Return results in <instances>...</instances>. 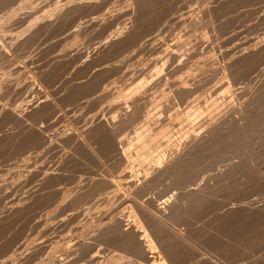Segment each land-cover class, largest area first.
Listing matches in <instances>:
<instances>
[{
  "label": "bare ground",
  "instance_id": "obj_1",
  "mask_svg": "<svg viewBox=\"0 0 264 264\" xmlns=\"http://www.w3.org/2000/svg\"><path fill=\"white\" fill-rule=\"evenodd\" d=\"M109 1L111 0H0V82H6L10 78L16 80L17 83L19 82L23 87L22 97L24 99L21 98L24 102V111L22 109L23 114L20 117L22 120L19 123L21 126L19 125L20 129L18 128L20 150L16 152V141L12 133L8 151H5L6 155L4 154V156H7L8 161L12 162L10 164H12L16 171L14 170L12 176L8 177V179L0 174V222L3 220L9 207L20 204L22 207L20 206L19 209H26L24 213L28 214L30 211L27 212V208L32 206L33 201L40 199L42 207L39 206L41 209L40 211L38 210L39 213L36 212L38 213V218L31 216L38 219L40 224L36 220L33 221L37 222L39 226H37L35 232L29 233V240L27 242L22 240L24 241L22 244L26 243L24 247L36 248L38 253H49L50 249L55 245L57 246V243L61 239L60 243H62L64 240L62 237L67 232L66 229L62 228L64 223L70 220H78L79 222H91V224L93 222L90 232L95 235V240H106L112 243V245L115 244L119 247L121 253H118L121 256H116V258H120L118 262L117 259L115 260V264H219L218 262L222 259L220 258V261H218V258L216 259L217 252H223L224 255L230 256L231 260H233V256L235 257L237 254L240 255L243 252L244 249L241 246L244 247L245 245L241 242L243 238L239 239L240 236L238 234L241 232L240 229L243 228L239 229V226L246 227V225L252 224V227L255 228L257 226L253 225L257 221L260 220V223H262L263 220L261 221V219H264V209L262 206L254 205L255 203L250 202L231 204L227 209H223L221 213L218 212L216 216L214 215V218H212V215L209 226L207 225L208 222L206 225L202 222L204 226L199 225L201 223L199 221L201 218L199 217L207 215L212 205L214 206L213 208L217 209L216 211L221 209L218 207L221 193L233 188L237 183L243 184L247 182L250 175L254 174L251 172L255 170L254 167L256 165L252 166L251 162L254 159L253 156H256L257 153L256 155L253 153V148L259 144L261 139H264V132L256 129L262 134L258 133L257 135L255 133L252 118H248L249 115L247 116V113L245 114V118V115L243 114L244 116L242 117L240 113L241 117L235 116V113L238 114V111H240V108L236 105L230 107L231 111L227 115L225 114V116L219 117L210 123L208 121L209 124H206V127L202 128L201 131L198 129L203 123L200 124L199 120L195 121L192 117L193 121H195L193 122L190 120L191 118L189 119V112L184 113L183 111V113H180L178 108L176 112L174 108V112L172 111L170 115L167 113L169 115L168 121L170 122L168 124L175 126L176 120L182 122L185 126L184 129L187 128V136L184 140H179L178 138V140L176 138H174L176 140H173V138L171 140L170 131L172 129L170 131L167 127L163 129L162 125L164 123L152 125V122H150L151 125L145 127L147 124L146 116L150 115L148 114L147 106L149 105L147 104H149L148 101L152 98L153 91L157 88L151 84L153 83V79L147 80L145 78L146 82L144 81L143 83L141 81L142 84L139 82L140 84L136 85L133 88L134 90L131 89L129 93H123L124 95L119 93L122 86L121 88L118 86L119 92H117V89L111 91L110 87L113 85L114 79L110 78V76H114L110 75V69L108 70L109 72L106 71L107 64L106 66H102L105 63V60H103L104 51L108 44L111 46L122 39L125 42L129 36L127 42L129 44V39H134L133 42L131 41L133 45L130 43L131 45L125 48V52H127L121 54L122 57H119V54L117 57L115 53V61L111 62L113 57L110 56L109 58L112 57L110 60L112 66L110 68L116 67L117 69L118 67L120 70V67H136L139 63L138 61H141V57L138 60L141 46L146 45L147 42L150 44L155 40V32L148 27L151 22L147 23V20H144L149 15V13L146 15V12H160L163 11L161 9H165L167 6V9H169L173 0H140L141 2L130 0V6L128 7L130 8V11L128 10L129 18L127 17L126 25L129 26V29L127 27L128 31H126L125 27V32L122 29L123 32L119 33L116 29L110 30L108 33L104 30V28L107 29L105 24L108 18H112L110 17V13H105L107 11L102 12L103 8L106 9L104 6ZM176 1H173L171 8H176L174 7ZM222 1L224 3L230 0ZM240 1H237L238 5L241 4ZM246 1H244L245 4L242 2L241 15L240 13H233L236 15L235 21H238L241 17L242 19L240 20H244L243 24L246 23L245 21H252L251 16L253 15L259 18L263 9H257L260 6V0ZM234 2H228V5L231 4L232 6ZM223 3H221L223 8L221 6V11L219 12L221 16L224 11L223 9L228 7H225ZM178 6H180L179 3ZM235 6L237 5L234 4L233 7ZM157 14L159 15V13H156L155 17ZM223 14L225 15V13ZM230 15L232 17V14ZM219 18H216L217 21H219ZM258 18L256 22H258ZM144 23H147L148 28L144 26ZM240 24L242 25V23ZM249 24L251 25L252 23ZM139 25H143V28L148 29L147 32H144V34L146 33L144 37L138 36V34L142 35L143 32L140 30V33L136 30ZM220 25H222V22ZM149 26H152V24ZM139 28L141 29V27ZM152 29L154 28L152 27ZM223 29H225L224 26ZM53 30L56 31V34H54L55 50L53 49L54 52L48 55L45 53L47 50L46 37ZM136 37L141 38H138L140 39L138 40ZM136 39L138 42H136ZM160 41L163 42L162 39H159V42L155 44V46L157 45L156 48H162L163 44ZM114 49L113 51H116V48ZM171 52L174 54V50ZM174 56L177 57L178 54L173 55V58ZM189 56L185 57V59H182L183 57L180 58V66L184 67L183 70L180 69L181 71L195 69L193 66L198 65L203 60V57ZM17 58H21V61ZM102 60L104 63L101 65ZM207 60L206 56L204 61ZM209 61L204 65H209ZM180 66L178 67L181 68ZM203 66L201 67L202 69ZM100 67L103 68L102 70L105 67L106 70L104 71L108 72L110 76L106 72L103 73ZM145 67L134 69L137 73L143 74L144 71H147V67ZM202 73L205 74V71ZM144 74L147 73L144 72ZM188 75L191 74L188 73ZM189 78L191 79V77ZM158 80H161V78ZM187 80L181 82V87L183 86L181 90L177 86L179 88L178 93L181 95L186 93L185 91L190 86L191 81ZM192 82L194 83V80ZM157 83L158 81L155 84L160 86V83L159 85ZM191 86L192 88L194 87L193 85ZM195 87L197 86L195 85ZM212 87V89L211 87L209 89L213 90L216 86ZM173 91L177 92L176 89ZM2 92L6 93V89L5 92ZM194 92L192 91L191 93ZM178 93L177 95H179ZM0 95L3 96L2 93ZM172 95L173 93L171 97H175ZM179 96L178 99L185 98L184 96ZM195 96L197 95L195 94ZM193 100L190 101L192 105ZM152 102L156 103L155 101ZM189 108L190 106L188 107L190 111ZM145 117L146 120L143 121L144 123L146 122L144 124L145 128H141L143 127L142 125L138 129L139 123H143L142 118L144 120ZM164 126L168 125L165 124ZM133 132H137L136 138L141 137L138 139L137 149L135 148L136 151L134 152H129V150L124 151L123 146L125 141L123 140H125L124 138L127 134L128 136L131 133L134 135ZM160 145L165 146L162 154H160L161 151H157ZM262 147H264V144ZM262 147L260 148L264 150ZM249 157L253 159L249 161ZM91 158L96 161L99 169L90 171V173L88 172L89 175L86 174L87 172H84L83 176H78L77 178L74 176L76 178L74 179L72 176L77 169L76 167L84 166L87 162L89 164L93 160ZM138 164L140 166L139 169L133 167ZM214 164L217 166L216 173L210 176L205 183L195 184L197 180L199 182V170L203 167L207 169L205 166L209 165L208 167H210V165L214 166ZM246 164L251 166L245 167ZM13 168H10V170ZM258 169L260 170V168ZM137 170L141 172L137 174ZM259 170L258 172L260 173ZM140 174L143 177H140ZM75 175L77 176V174ZM136 176L138 177L136 178ZM262 177H264L263 171L259 178ZM161 185L164 188L162 187L163 191H161L159 203L154 198H149L150 196L144 198L145 200L140 198L142 202L138 204V201L137 206H132L129 203L130 206L127 203L131 202V196L134 198L138 196L139 198L152 189L158 191L159 189L157 188ZM192 185L194 187H191ZM172 189L179 190L180 192L176 194L173 191L171 195L169 194V196L164 197L165 194L163 193L169 192ZM34 205L37 207L38 203ZM215 209L212 210V213H215ZM12 211L13 209H11ZM14 211L12 213H15ZM34 211L31 212L34 213ZM250 221L256 222L253 224ZM37 223L31 228H36L35 225ZM75 224L77 223L75 222ZM3 226L5 227V225ZM22 228H25V226ZM69 230H72L71 227ZM27 232L23 233L26 234ZM247 233L248 231L245 234ZM253 239L252 237V242ZM245 241L251 240L246 239ZM240 242L242 245H240ZM70 246H68L69 249L66 248L68 250L65 249L66 252L64 251L61 256L58 254L59 258L58 255L56 256V259H58L57 264H72L74 259L77 258V255L80 253L79 251H81L80 248L75 247L76 250L77 248L79 250L77 252L75 249H71L76 245ZM19 247L21 246L19 245ZM22 251L20 249V254ZM27 253H25V256H27ZM124 253L128 255L125 256ZM244 255H247V252L243 253L242 256ZM220 256L223 257V255ZM226 256L223 257L224 260L227 258ZM261 261L259 259L254 260L253 258L252 262H247L246 264H264V261ZM221 263H224V261H221Z\"/></svg>",
  "mask_w": 264,
  "mask_h": 264
},
{
  "label": "rangeland",
  "instance_id": "obj_2",
  "mask_svg": "<svg viewBox=\"0 0 264 264\" xmlns=\"http://www.w3.org/2000/svg\"><path fill=\"white\" fill-rule=\"evenodd\" d=\"M112 1L114 2L115 6L113 5ZM133 1L134 2H141L140 0L139 1L138 0H133ZM173 1L175 2L176 0H173ZM173 1H172V5L169 7V9H167L168 8V6H167V7H165V9L164 8L161 9L163 11H160V12L159 11L146 12L147 13L146 15H148V13H149V15H148L147 19L145 18L144 20L145 21L147 20L146 21L147 23L151 22L152 26H149V25H151V24H149L148 27H150L151 30L153 32H155L154 33L155 40L153 42H151L150 44L147 42L148 44L146 43V45H142L141 46L139 54H138L139 55L138 56V60L141 59V61H138L139 63H138V65L136 67H133V68H131V67L130 68H128V67L127 68L120 67L121 69L123 68L122 70L121 69L119 70L118 67H117V69H116V67L110 68L112 66L111 62L113 60L115 61V59H114L115 55L117 54L116 55L117 57L119 55H120L119 57H122L121 54H125L127 52V51L125 52V48L128 45L130 46L132 44L131 41L133 42L134 39L133 40L129 39L130 42L128 44V42H127L128 38H129V36H128V38H127V40L125 42H124V39H122L121 41L118 40L117 43L112 44L111 45L112 47L109 46V44L106 46V48H105L106 50L104 51V58H103V60H105L104 61L105 63L102 60L101 61V65L103 63L105 65L103 64L102 66H106V64L108 66L110 65L109 67L108 66L106 67L107 70L104 67V70L108 71L110 69L109 70L110 72L109 71L108 72L110 73V75L112 74V76H114V77H111L108 72L102 70L103 68L100 67V69L102 70L103 73H105V72L108 73L107 75H109L110 78L114 79V83L110 87L111 91L114 90V89H117L118 90L117 92H119V87L121 88V86H122V89H120L119 93L120 94L121 93L125 94L126 92L129 93V91H131V89L134 90L133 88H135L136 85L140 84L139 82H141V81H143V83H144V81L146 82V80H144L145 78L147 80H152L153 79L152 80L153 83H151V84L155 88L157 87L158 90H157V88L156 89L154 88L155 90L153 92L155 94L153 93L152 98H151L152 100L150 99L151 102L148 101L149 104H147V105L150 106V108H149V106H147L148 114H150V115L146 116L147 120H146V117H145L144 120L142 118V122L145 121V120L147 121V124L145 125V127L146 126H150L151 124L152 125L153 124L156 125V123H157V124L161 125V124L164 123L162 125L163 129L166 128V127L169 129V131L172 129L170 131V133H171L170 139L173 138V140H176L177 138L179 140H184V139H186L185 137L187 136V130H186L187 128L184 129L185 126L179 120H176L177 122L175 121V126L172 125V124H168V123H170L168 121L169 115L172 113L174 108H175L174 110H176V112L178 111V109H179L180 113H183V111H184V113L185 112H189V119L191 118L190 120H192V121H193V119L195 121L199 120L198 122L200 124L203 123L200 126V128L198 129L199 131H201L202 128L204 129L206 127V124H209L210 122L218 119L219 117L225 116V114L227 115L231 111L230 107H232L233 105H236V106H238L240 108V111H238V114L239 113L242 114V117H243L247 113V116L249 115L248 118H250V117L252 118L251 120L253 121V128L255 130V133H257V135H258V133L261 135L262 133H260L259 131L262 130L261 132H264L263 131L264 130V6H263L264 3H262V2H264V0H260V2L262 3V7H261V3L259 4V2H257L260 5L259 8L257 7V9L261 10L263 8L261 10L262 11L261 12L262 16L260 15V17L258 18L256 15H253V16H251L252 17V19H251L252 21H250V20L249 21H245L246 22L245 24H243L244 20L243 21L240 20V19H242L241 17L239 18L238 21H235L236 15H234V14L235 13L236 14L240 13V15H241V13H242V11H241L242 7L241 6L243 5L244 1H246V0H242V1H240V0H232L231 1L230 0V1H228L229 3L230 2L232 3L233 1L236 2V3L234 2L232 4V6H231V4L228 5V2H224V3H223V1L221 2V0H178V1H176V3H174V7H176V8H171L173 6ZM181 1H182V3H181ZM237 1H240L241 4L238 5ZM250 1H253V0H249V1L247 0L246 2H250ZM110 2H112V3H110ZM129 2H130V0H128V1L127 0H117L116 2H115V0H111V1H109V3L106 4V6H104V7H106L107 10L105 8H103L102 12L107 11L105 13H110V17L113 18V19L110 18L112 20H110L108 18V21L106 22L107 25L105 24V27L107 29L104 28V30L107 31V32L105 31L106 33H108V31L110 32V30H113V29H116L118 31V33L121 32L122 29L125 32V30H124L125 27H126V29H127V27L129 29V26H126L127 25V17L129 16L128 12L130 11V8H128L130 6ZM178 3L180 4V6H178ZM221 3L225 4L224 5L225 7L228 6V7L223 9L224 11H226V12L223 11V13H225L226 16L222 12H221L222 16L219 14V12L221 11L220 8L222 6ZM234 4L238 6V8H237V6H235L237 9L235 7H233ZM116 5H117V8H116ZM107 6H108V8H107ZM218 6H219V8H218ZM114 7L116 8V10H115ZM180 7H182L183 9L180 8ZM229 7H230V9H229ZM112 8H113L114 12L112 11ZM222 8H223V6H222ZM231 8H233V9H231ZM178 9H179V11H178ZM238 9H239V11H237ZM170 10H171V12H170ZM215 11H216V13H215ZM230 11H232V12H230ZM155 12L159 13V15L157 14L158 16L156 15L157 19L155 17V14H156ZM114 13H115V15H114ZM112 14H113V16H112ZM161 14H163V15H161ZM167 14H169V15H167ZM230 14H232V17H231ZM219 16H221V17L219 18ZM233 16H235V17H233ZM215 17L219 18L218 20L219 21L221 20V21L220 22L217 21V19ZM214 18H215V20H214ZM257 18H258V22H256ZM209 21H211V22H209ZM221 22H222V25H220ZM238 22H239V25H238ZM254 22H256V23H254ZM147 23L146 24L144 23V26L147 27ZM223 23H224V25H223ZM240 23H242V25ZM247 23H248V27H247ZM249 23H252V24L250 25ZM108 25H109V27H108ZM244 25H245V27H244ZM257 25H259V26H257ZM154 26H158V27H154ZM223 26H224L225 29H223ZM241 26H243V27H241ZM139 27H141V29ZM152 27L154 29H152ZM142 28H143V25H139L136 28V30H138L140 33H141L140 30H142L143 31L142 35L138 34V36H141V37L143 36L144 37L145 34H146V33L144 34V32H147L148 29L147 28L146 29L145 28L142 29ZM246 28L247 29L249 28L251 31L249 29L247 31ZM128 29L126 31H128ZM243 31H245V32H243ZM54 34H56L55 30L50 32L47 35V37H46V39H47L46 40L47 41V46H46L47 50H46L45 53L48 54V55H51L54 52V50H55L54 49L55 48V41H54V36L55 35ZM221 34H223V36H221ZM141 37H136V38L138 39V38H141ZM159 39L160 40L162 39V41H163V42L160 41V43L163 44L161 49L156 48L157 45L155 46L156 42L157 43L159 42ZM138 40H140V39H138ZM138 40L136 42H138ZM228 40H229V42H227ZM122 41H123V43H121ZM135 41H134V43H135ZM124 44H125V46H124ZM114 45L118 46V47H115ZM217 45L220 46L221 48L218 47ZM123 47H124V50H123ZM114 48H116V51H113V50H115ZM166 48H168V49H166ZM117 49L119 50L118 53H117ZM162 49H165V50H162ZM173 50H174V54H173V52H171ZM112 51H113V53H112ZM163 51H165V52H163ZM107 52L108 53L110 52V53L108 54ZM200 53H202L201 56H200ZM177 54H178V56L177 57L174 56V58H175L174 59L173 55H177ZM110 56H112L113 59H112V57L109 58ZM188 56L189 57H192V56L195 57L196 56V57H199V58L203 57V60L200 62L201 64L199 63L200 65L199 64L196 65L197 67L193 66L195 69L192 68V69H188V70L186 69L184 71H181V70H183L184 67L182 68V66H180L181 65V61L179 63V60H180L181 57H183L182 59H185V57H188ZM206 56H207V59L210 60L209 61L210 62L209 65H204V64L208 63V60L204 61ZM47 58H48V56H47ZM17 59L18 60L20 59L19 61H21V58H17ZM107 60H109V61H107ZM110 60H111V62H110ZM109 62H110V64H108ZM202 62H205V63H202ZM178 66H180L181 68H179ZM202 66H203V69L201 68ZM144 67L147 70V71H144V72L147 73V74H144V72H143V74L141 73L142 74L141 75V74H139L140 72L137 73V71L135 70V69L144 68ZM131 69H134L135 71L131 70ZM207 69H209L210 71L207 70ZM127 71H128V74H127ZM204 71H205V74L202 73ZM208 71H209V73L207 74ZM113 72H114V74H113ZM129 73H130V75H129ZM188 73H190L191 75H188ZM235 73H236V75H235ZM199 74H200L201 78L199 77ZM193 75H194V78L195 79L197 78L198 80L197 79L195 80L193 78ZM204 75H206V76H204ZM147 76H148V78H147ZM159 76H161V77H159ZM142 77H143V79H142ZM158 77L161 78V80H158L159 79ZM189 77H191V79ZM209 77H210V79H209ZM140 79H142V80H140ZM154 79L158 81V83H157L158 85H159V83L162 80L164 82L162 81L160 83V86H157L155 84V82H157V81H155ZM187 79H189L191 81L190 82V86H189L190 89L188 88L185 91L186 93H188L187 96H186V93H183L184 95L183 94L181 95L180 93H178L179 92L178 89L180 88L179 90H181V88L183 87V86L181 87V84H182L181 82L183 80L186 81ZM224 79H225V82H224ZM189 80H187V81H189ZM193 80H194V83L192 82ZM218 81H220V82H218ZM147 82H149V81H147ZM178 82H179L180 86H179ZM18 83L16 82V80L11 79V78L9 80H6V82L5 81L0 82V84L2 85V86L0 85V90H1L0 93L3 94V96L0 95V100H2L0 102V174H2L4 176V178H7V179H8V177L10 178L12 176L14 170L16 171V169L13 168L12 164H10L12 162H9L8 158H6L7 156H4V154L6 155L5 151H8L7 149L9 147L10 140L12 139V133L14 135L13 138L16 141V143H15L16 152H19L18 150H20V148H19L20 147V145H19V143H20V140H19L20 139L19 138L20 135H19L18 132H19V129H20V126H21L19 123H21L20 120H22V118H20V117H21V115L23 114V111H24V102H23L24 99L22 97L23 96V94H22V88L23 87H22V85H20V83L19 84ZM162 83H164V84H162ZM141 84H142V82H141ZM168 84H169V86H168ZM191 85H193L194 87L192 88ZM195 85L197 87H195ZM227 85H229V86H227ZM212 86H216V87H214V89L211 90L213 88ZM170 87H171V89H170ZM210 87H211V89H209ZM5 89H6V93H3L2 91L5 92ZM175 89H176L177 92L173 91ZM208 89H209V92H208ZM225 89H227V90H225ZM230 89H232V90H230ZM121 90H123V92H121ZM171 91H173V92H171ZM192 91L193 92L195 91V92L191 93ZM172 93H173L172 96H175V97H171ZM175 93H176V95H175ZM177 93L180 96L177 95ZM192 94H193L194 97L192 96ZM195 94L197 96H195ZM120 96L122 97V95H120ZM178 96L179 97H181V96L183 97L184 96L185 98L184 99H180V98L178 99ZM187 98L190 99V100H188ZM165 99H167V100H165ZM174 99H175V101H174ZM191 100H193L192 101L193 105L190 102ZM152 101H155L156 103H154ZM167 104H169V105H167ZM186 105H187V107H186ZM189 106H190V108H189L190 111L188 110ZM244 107H246V108H244ZM20 108H21V110H20ZM151 108H153V109H151ZM249 108H250V110H249ZM22 109H23V111H22ZM191 109H192V111H191ZM15 111H17V112H15ZM169 111H171V112H169ZM238 114L235 113V116L239 117L240 114L239 115ZM148 117H150L151 120ZM192 117H193V119H192ZM245 117H246V115L244 116V118ZM154 118H155V120L158 119L159 121L156 120V122H155ZM195 121H193V122H195ZM208 121H209V123H208ZM150 122H152V123L150 124ZM145 123L144 122L143 123H139L140 125H138V129L142 125H143V127H141V128H145L144 127ZM165 124L168 125V126H164ZM162 126H159V127H162ZM260 128H262V129H260ZM13 129H14V131H13ZM256 129H258L259 131L256 130ZM198 130H196V131L198 132ZM254 130H253V132H254ZM131 134H129V136L127 134L125 136V138H124L125 140H123V141H125L124 146L122 145L124 151L125 150L126 151L129 150V152H131V151L134 152L137 149L136 146H137L138 141H139L138 139H140L141 137L138 136L140 138H136L137 136H135V135L137 134V132L134 133V135L133 134L131 135ZM16 136H17V138H16ZM174 138H176V139H174ZM263 138H264V136H263ZM263 140L261 139L259 144L254 146V148H253L254 149L253 153L255 155L257 153V155H256L257 157L253 156L254 159L251 158V159H253V161L251 163H252V166H255V165L258 166V167L255 166L254 167L255 170H252L251 173L252 174L254 173V174L250 175V178H249V180L247 182H244L243 184L237 183L233 188H231L229 190H226L225 192L221 193V196L219 197L220 198V202H219V206H218L221 209L216 211L217 209L213 208L214 206L212 205V207L209 208L210 210H208L207 215H203V216L199 217V218H201V219H199V221L201 223L203 222L204 225H206V223L208 222L207 225L209 226V224L211 222L210 220L212 218H214V215L216 216V214L218 212L221 213V211H223V209H227L231 204H239V203L243 204L245 202H247V203L250 202V203H253V204L255 203L254 205L257 204L258 206H262V208L264 209V179H263L264 177L259 178L261 172L262 171L264 172V168H263L264 167V165H263L264 163H262L264 161V159H263L264 158V150H262L260 148L264 144ZM164 147L165 146L160 145L158 147L159 149H157V151H161V153L160 152H158V153L162 154V152H164V151H162ZM262 148H264V147H262ZM255 149H257V150H255ZM164 150H165V148H164ZM257 151H259V152H257ZM258 153H260V154L258 155ZM258 156H261V157H258ZM91 159H93V158H91ZM249 159H250V157H249ZM251 159L249 161H251ZM260 161H261V164H260L261 166L259 165ZM91 163L94 164V165H92ZM257 163H258V165H257ZM9 164H10V166H9ZM139 164L135 165L133 167L134 168L136 167V168L139 169V167H140ZM97 166L98 165H97L96 161L93 159L92 161L89 162V164L87 162V164L84 165V166H79V168L76 167L77 168L76 171H75L76 173L74 172L72 177L75 176L77 178L78 176H83L86 172H87L86 174L89 175L90 171H94L95 169L96 170L99 169V166L98 167ZM208 166L209 165L205 166V167H207V169H205L203 167L204 169L201 168L202 170L201 169L199 170L200 171V173H199V182H197L198 181L197 180L195 182V184L201 183V182H202L201 184L205 183L209 179L210 176H213L216 173V171H217L216 164H214V166L213 165L212 166L210 165V167H208ZM248 166H251V165H249V164L245 165V167H248ZM87 167L90 168V169H88ZM213 167L214 168L216 167V169H214ZM10 168H13V169H11L12 171L10 170ZM258 168H260V170ZM78 169H80V170H78ZM86 169H88V170L86 171ZM256 170H257V172H258V170L260 171V173L258 172L259 175L257 174V172H255ZM5 171H7V172H5ZM139 172H141V171L139 170L137 172V174ZM75 174H77V176ZM75 177H74V179H76ZM137 177L138 176H136V178ZM140 177H143V176L141 175ZM162 187H163V185L159 186L157 188V189H159L158 191L156 189H152V190H155V191L150 190L149 192H147L148 194L147 193L145 194L146 196L145 195L144 196H140L139 198H138V196H136V198L131 196L132 200H131V197H130V201L132 203L131 202H127V203L128 204L130 203L132 206L133 205L137 206V202L138 201H139L138 202V204H139V203L142 202L141 199L145 200L144 198H147L148 196H150L149 198H152V199L154 198L157 201V203H159V200L161 198L160 196H161V193H162L161 191H163ZM191 187H194V185H192ZM173 191L176 194L180 192L179 190H173L172 189L169 192H167V191L164 192L163 193V194H165L164 197H167V195L169 196V194L171 195V193ZM137 198H138V200H137ZM219 198H218V201H219ZM40 201H41L40 199L38 201H33L32 206L27 208L28 209L27 212L30 211V212H28V214L24 213L26 211V209H24V208H21L22 210L19 209L20 206H21L20 204H15L13 207H9L10 209L9 208L7 209V212L4 215L3 220L0 222V264H57V260L58 259H56L57 258L56 256L58 254L61 256L64 251L66 252V250L69 249L68 246H70V245L71 246L72 245H76L74 247L72 246L73 247V248H71L72 250H74L75 247H78L81 250V251H79L78 248H77V250L80 252L79 253L80 255L79 254L77 255V258L74 259L72 264H115V260L116 259H117V262L119 261V258H120L119 256H121V255H119V253H121L119 251V247H117L115 244L112 245V243H110L109 241L107 242L106 240H100V239L99 240H95L94 239L95 235L90 232L91 231V225L93 224V222L91 224V222H87V223L86 222H79L78 220L66 221L64 223V225H63L64 227L62 226L63 229L67 230V232L64 233V236L62 237L64 239L63 242L60 243L62 241V239H61L57 243V246L55 245L54 247H52L50 249L49 253H45V254L38 253L37 252L38 250L36 248L32 249L33 247L32 248L24 247V245L26 243L25 244H22V243L24 241L27 242L29 240V233H32L33 231L35 232L36 229H37V226H39V224H40L39 220L35 219V218H38L37 215H38V213H39V211L41 209L40 207H42ZM37 203H38V205H37ZM135 203H136V205H135ZM34 204H36L37 207ZM211 208L215 209L214 210L215 213H212L213 209H211ZM11 209H13V211L15 209V211H14L15 213H12L13 211L11 212ZM31 211L32 212L34 211V213H32ZM36 212H38V213H36ZM9 213H11V214H9ZM7 214H8V216H7ZM26 215H27V217H26ZM209 215H210V219H209ZM31 216H33V217L35 216V218H33ZM211 216H212V218H211ZM8 218H10V219H8ZM14 218L15 219L17 218L16 221H15ZM28 220H29V222L31 220V222L29 223ZM35 220L38 221L39 224L37 222H33ZM203 220L204 221L207 220V221L204 222ZM261 221H262V223H260V220L257 221V223H259L260 225L255 223L256 221H250L253 224L255 223V225H253V226H257L255 228L252 227V224H248L249 227H248V225H246V227L245 226H241V225L239 226V229L243 227L242 229H240V231L241 232L244 231V233L241 234V232H240V234H238L240 236L239 239L243 238L241 242L243 243V245L245 244L244 247L241 246L242 249H244L243 252L240 253L241 257H240L239 254H237V256H235V257L233 256L234 258L232 257L233 260H231L230 256L224 255L223 252H221V253L217 252L216 253V255H217L216 259L218 258V261H220L222 259L221 261L222 262L224 261V263H221V261L218 262L216 259H215V261H217L219 264H226V263L227 264H246L247 262H252L253 258H254V260H256V259L258 260L259 259V260H262L261 262H263L264 261V226H263L264 225V223H263L264 219H261ZM75 222L77 224H75ZM35 223H37V225H35L36 228H31L32 226H34ZM201 223H199V225H203V223L202 224ZM1 224H2V227H1ZM30 224H31V226H30ZM3 225H5V227ZM65 225L68 226V227H66ZM24 226H25V228H22ZM26 226L28 227V232H27V227ZM70 227H71L72 230H69ZM244 228H245V230H243ZM248 228H249V230H248ZM24 230H26V231H24ZM247 231H248V233L245 234ZM23 232L24 233L27 232L28 234L27 233L24 234ZM242 235H244V236H242ZM252 237L254 238L253 242H252ZM256 238H257V240H256ZM244 239L245 240L248 239V240H251V241H245ZM17 240H19V241H17ZM22 240H24V241H22ZM241 242H240V245H242ZM244 242H246V243L247 242H249V243L252 242V243L250 244V246H248L249 243L246 244ZM19 245L21 247H19ZM17 247H18L19 251H20V249L23 250L22 251L23 253L21 252V254H20V252L18 251ZM22 247H24V248H22ZM246 247H247V249H246ZM66 248H68V249H66ZM115 248H117V249H115ZM25 249H27V250H25ZM77 250L75 249V251H77ZM24 252L27 253V256H25L26 254ZM246 252H247V255L242 256L243 253L245 254ZM29 253H30V255H29ZM17 254H18V256H17ZM124 254H125V256L128 255L127 253H124ZM124 254H122V255H124ZM35 255H36V257L34 258ZM59 255H58V258H59ZM117 255H119L118 256L119 258H116ZM220 255H223V257L226 256L227 258H225V260H224V258L221 257ZM24 256H25V258H24ZM28 256L31 257V258H29ZM237 257H238V259H236ZM251 259H252V261H251ZM110 261H111V263H110ZM232 261H234V262H232ZM10 262H12V263H10Z\"/></svg>",
  "mask_w": 264,
  "mask_h": 264
}]
</instances>
